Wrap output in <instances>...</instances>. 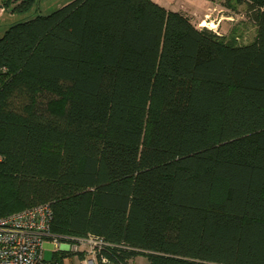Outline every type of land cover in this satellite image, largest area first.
Wrapping results in <instances>:
<instances>
[{
    "label": "trees",
    "instance_id": "trees-1",
    "mask_svg": "<svg viewBox=\"0 0 264 264\" xmlns=\"http://www.w3.org/2000/svg\"><path fill=\"white\" fill-rule=\"evenodd\" d=\"M223 4L252 40L153 0L9 24L0 215L48 203L52 234L99 236L115 264H264V0Z\"/></svg>",
    "mask_w": 264,
    "mask_h": 264
},
{
    "label": "built area",
    "instance_id": "built-area-1",
    "mask_svg": "<svg viewBox=\"0 0 264 264\" xmlns=\"http://www.w3.org/2000/svg\"><path fill=\"white\" fill-rule=\"evenodd\" d=\"M51 218L48 203L0 215V264H115L103 253L106 243L101 237L61 239L50 231ZM46 247L61 255V261L45 260Z\"/></svg>",
    "mask_w": 264,
    "mask_h": 264
},
{
    "label": "rangeland",
    "instance_id": "rangeland-1",
    "mask_svg": "<svg viewBox=\"0 0 264 264\" xmlns=\"http://www.w3.org/2000/svg\"><path fill=\"white\" fill-rule=\"evenodd\" d=\"M68 1L70 0H35L32 6L29 7L27 10L23 12H13L12 7L14 6V4H11V0H0V6L4 7V10L0 11V36L3 34L5 27H7L12 20L27 19L37 13L46 14L54 10L55 8H58L59 6L65 4ZM153 1L164 6L162 0ZM172 1L175 5V11H179L178 6H184V9H181L180 11L186 14L191 19L192 23L195 24L197 27L205 26L207 28L216 30V32H219L218 28H216L213 23L216 22L218 19H221V21H224L225 31H229L232 27L238 26L239 30H242L244 33L240 42L246 43L250 41V38L253 34V30L252 26L247 23V19L245 18L244 5H237L236 9L232 10L224 6L223 0H208V2L205 3V7H203V4H201V2H198L199 0ZM57 2L60 3L57 4ZM17 3H15V5ZM229 15L232 17V20H226L225 17ZM202 21L204 22V24H201ZM43 258L45 260L53 259V253L50 248L46 247L43 249ZM145 262L146 258L143 256H136L133 258V263L135 264H143Z\"/></svg>",
    "mask_w": 264,
    "mask_h": 264
},
{
    "label": "crops",
    "instance_id": "crops-1",
    "mask_svg": "<svg viewBox=\"0 0 264 264\" xmlns=\"http://www.w3.org/2000/svg\"><path fill=\"white\" fill-rule=\"evenodd\" d=\"M157 1H160V0H157ZM197 2V1H196ZM198 2H201V4H203V7H205L206 6V2H208V0H199ZM58 3H60V2H57V4ZM162 3H163V5L165 6V8H167V9H170V10H174V8H175V5H174V2L172 1V0H162ZM179 8V10H181V9H184V6H182V5H180V6H178ZM38 10H39V8H38ZM207 16H208V14H207ZM226 18V20H232V17L229 15V16H226L225 17ZM15 21H18V20H12L9 24H11V23H13V22H15ZM246 22V21H245ZM247 23H249V22H247ZM214 24V26L216 27V28H218V30H219V34H223V35H228L229 34V32H230V30L229 31H225V29H224V21H221V19H218L216 22H214L213 23ZM242 24V23H241ZM249 25L250 26H252V32H253V34H252V36H251V38H250V40H252L253 39V37H254V35H255V25H253L252 23H249ZM7 27H5V29H6ZM5 29H4V31H5ZM216 31V30H215ZM236 35H238V37H236V39H238V41L240 42V40L242 39V37H243V35H244V33H243V31L242 30H240L239 31V33H236ZM247 39V38H246Z\"/></svg>",
    "mask_w": 264,
    "mask_h": 264
},
{
    "label": "bare ground",
    "instance_id": "bare-ground-1",
    "mask_svg": "<svg viewBox=\"0 0 264 264\" xmlns=\"http://www.w3.org/2000/svg\"><path fill=\"white\" fill-rule=\"evenodd\" d=\"M201 24H204V22L202 21Z\"/></svg>",
    "mask_w": 264,
    "mask_h": 264
}]
</instances>
